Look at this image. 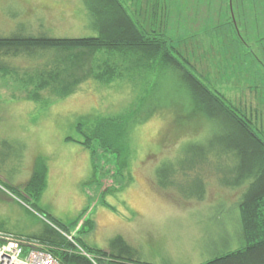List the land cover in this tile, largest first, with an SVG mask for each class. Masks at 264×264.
Returning a JSON list of instances; mask_svg holds the SVG:
<instances>
[{"label": "rangeland", "instance_id": "1", "mask_svg": "<svg viewBox=\"0 0 264 264\" xmlns=\"http://www.w3.org/2000/svg\"><path fill=\"white\" fill-rule=\"evenodd\" d=\"M120 2L140 28L174 42L203 82L246 115L264 141V0ZM84 8L82 0H0V37H96ZM144 18L151 22L144 24ZM47 54L10 59L18 71L0 73V142L14 155L1 153L0 171L26 177L36 145L55 148L57 158L72 163V170L63 193L54 196L53 209L66 219L86 202L85 219L96 227L85 239L94 249L109 250L114 239L123 237L141 263L203 264L243 247L237 205L252 181L225 185L237 179V159L209 157L196 173L177 175L176 187L159 184L158 170L164 164H176L190 144L206 147L220 133L202 111L195 112L180 74L134 72L106 83L95 76L107 63L122 70L117 65L121 56L88 49ZM66 90L71 94L65 97ZM117 115L127 118V133L118 144L127 151L125 175H114L118 154L113 159L97 155L93 175L91 151L73 142L75 150L66 148V139L84 138L79 123L91 133L98 117ZM24 127L34 131L22 134ZM83 178L90 182L84 198L77 188ZM193 179L205 186L202 200L181 192ZM22 199L0 186V230L27 238L43 234L41 218L17 205L30 207Z\"/></svg>", "mask_w": 264, "mask_h": 264}, {"label": "trees", "instance_id": "2", "mask_svg": "<svg viewBox=\"0 0 264 264\" xmlns=\"http://www.w3.org/2000/svg\"><path fill=\"white\" fill-rule=\"evenodd\" d=\"M84 1L91 24L98 34L96 37H0V73L7 75L18 71L8 63L10 59H34L46 57L50 51L88 49L92 52L104 51L111 56H121L122 64L117 65H121L122 70L119 71L116 65L107 63L102 72L95 76L102 82L110 83L134 72L137 75H146V72L150 71H172L180 74L193 97L195 112L202 111L220 133L215 134L208 147L190 144L186 156L183 153L180 161L176 164H164L158 170L159 184L164 188L176 187L177 181L174 178L177 175L182 173L187 178V174L196 173L200 165L208 163L209 157L218 160L223 157L237 159V179L234 182H225V185L241 186L247 180L252 181L239 203L244 245L238 250L217 255L203 264H264V141L255 133L251 120L203 82L194 64L181 54L174 42L155 31L147 32L140 28L120 0ZM69 94V90L63 93L65 97ZM126 120V117L120 115L100 116L93 122L91 133L84 131L85 125L79 123L78 131L84 138L67 140L80 143L91 151L94 173L98 172L97 160L95 162L97 155L113 159L115 154H118L115 157L118 161L115 163L114 175L123 177L127 151L124 146L118 144L127 133ZM109 172L110 170L108 174ZM46 179L47 166L40 160L31 180L24 188H13L8 184L1 186L20 199L23 198L31 209L65 234H72L78 228L74 241L87 253L97 255L100 264H107L105 260L108 264H144L136 260V251L123 237L114 239L108 251L90 247L85 236L91 234L96 225L93 220L85 219L89 210H85L71 225H66L49 214L40 204L46 188ZM192 182V185L191 182L188 183L189 189L182 188L181 192L187 191V198L202 200L205 197L203 182L194 179ZM109 190L110 188L107 189ZM34 240L49 246L53 255L63 264H93L87 257L79 254L74 244L54 227H46L43 234L36 236Z\"/></svg>", "mask_w": 264, "mask_h": 264}, {"label": "crops", "instance_id": "3", "mask_svg": "<svg viewBox=\"0 0 264 264\" xmlns=\"http://www.w3.org/2000/svg\"><path fill=\"white\" fill-rule=\"evenodd\" d=\"M82 1L85 4V1L84 0H82ZM83 12L85 13V15L87 16V18L90 22L91 21V19L89 17L90 14H89V11H88L86 5H85ZM135 18H137V16ZM137 21L140 22L139 17H138ZM143 22H144V24L148 25L149 22H151V21H150V19L144 18ZM32 131H34L33 128L29 129V128L24 127V129L20 130V133L27 134L28 132H32ZM70 142L77 143L74 141H68L66 139V142H65L66 148L73 147L72 149L75 150L76 148L74 146H71L72 144H70ZM77 144H80V143H77ZM1 145L5 146V145H7V143L5 142L4 144H2V142H0V156H1L2 152H6L5 149H2ZM80 145H82V144H80ZM27 150H28V148L26 149V151ZM56 152H57V150H55V148H51L49 146H44V145H40V144L36 145V147L33 149V152L30 154V162H29V165L27 168V174L28 175L26 177H24L22 173L16 175V174L12 173L11 171H9V173H4V172L0 171V179L4 181V184H8L13 188H24L29 183V181L31 180V178L35 172L38 161L43 160L47 166V179H46V188L43 192L42 198L40 200V204L44 209L47 208L46 210H48L49 214H51L53 217H55L56 219H58L59 221H61L62 223L66 224V225H71L78 218V216H80L85 210H87V207L85 206L86 202L83 203L84 205H81V207L76 211L75 215H73L69 218H66V219H63L61 217V215H59V213H60L59 211L56 210L59 213L54 211L55 209H53L54 208L53 205L56 204L54 202V198H55L54 196H60L63 193L64 184L68 178V175H66V174L70 173V171L72 170L70 167L71 166L70 164H72V163H69V162L66 163L62 159L57 158L58 155H55ZM6 153H9L12 157L14 156L10 152H6ZM85 155H88V154H85ZM2 156H4V158L8 157L6 154H3ZM89 157H90V155H89ZM20 159H21V157H20ZM19 162H20V160L18 161V163ZM0 164H2L1 161H0ZM89 164H90L91 170L93 171V175H94L93 161L91 159H89ZM91 174H92V172H91ZM15 179L20 181V182L18 183ZM87 180H88L87 178H83L82 181H80L77 185L78 189L81 188L80 192H81V196H83L82 198H84V194H82V192L84 190V186L87 185L88 183H90ZM0 186H1V184H0ZM49 197H51V198L49 199ZM17 205L22 207L24 210H26L27 212H29L33 216H36V217L39 216L38 218H41V221L43 223L42 225L45 227L44 230L48 226L52 227L46 219L41 217L39 214L33 212L30 207H26L20 203L19 204L17 203ZM237 206H238V210L240 212V216H239L240 225H242L241 208L239 205H237ZM95 225H96V223H95ZM6 232L23 237L22 235H19L17 233H13L11 231H6ZM35 237H31V238L28 237V238L34 239ZM104 251H108V250H104Z\"/></svg>", "mask_w": 264, "mask_h": 264}, {"label": "built area", "instance_id": "4", "mask_svg": "<svg viewBox=\"0 0 264 264\" xmlns=\"http://www.w3.org/2000/svg\"><path fill=\"white\" fill-rule=\"evenodd\" d=\"M49 224L65 235L79 254L87 257L93 264H100L98 257L87 253L74 241V233L65 234L51 222ZM50 250L49 246L40 241L0 230V264H63Z\"/></svg>", "mask_w": 264, "mask_h": 264}]
</instances>
